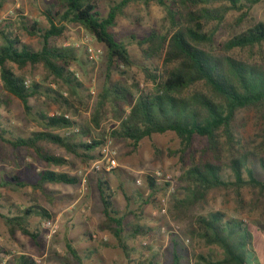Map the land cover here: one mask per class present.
<instances>
[{
	"label": "trees",
	"instance_id": "obj_1",
	"mask_svg": "<svg viewBox=\"0 0 264 264\" xmlns=\"http://www.w3.org/2000/svg\"><path fill=\"white\" fill-rule=\"evenodd\" d=\"M262 1L121 0L104 17L99 10L98 0H56L44 11L48 28H41L37 21L20 20V30L40 38L42 46L39 50L24 43L20 33L13 31L10 25L3 26L0 29L2 88L21 101L26 115L43 130L34 131L28 137L14 136L0 112V140L15 148L34 150L50 166L64 167L70 161L51 154L41 146L44 142L64 148L81 161L98 160L100 154L97 152L104 144V138H93L90 123H81L68 115H79L76 103L82 102L79 92L85 88L71 69L78 60L77 49L59 46L53 39L62 36L67 25H79L105 47L109 67L115 65L122 76H128L127 70L134 62L126 45L115 38L111 29L116 25L117 17L130 4L149 5L155 2L166 11L168 29L153 30L138 41L142 57L152 62L151 66L141 67L146 86L142 87L133 78L111 81L108 73L106 86L98 97L92 125L99 128L108 110L117 121L110 132L111 138L131 141L134 146L154 134L175 133L180 140V148L170 150L168 155L181 161L191 151L197 137L206 139V149L199 157L193 154L191 163L181 176V190L186 199H176L177 207L197 205L209 192L220 188L233 190L239 202L244 200V191L247 190L252 194V203L262 204L264 177L256 172L255 165L258 162L264 172V154L247 145L236 129L235 121L240 110L253 107L264 112V54L259 59L234 54L264 44V21L256 22L250 16L251 9ZM237 13L240 15L234 22L240 28L239 32L227 41L218 43L215 37L219 28ZM40 65L46 71L43 82L50 83V86L37 82L28 85L25 76L14 69L16 67L18 71H23L27 67L35 69ZM64 89L68 92L66 96ZM36 96L47 97L66 113L50 116L40 108L35 111L30 100ZM9 103L8 96L0 93V109ZM76 127H79L78 133L59 132ZM7 134L12 137L7 139ZM107 174L104 170L98 177L105 216L100 228L110 229L129 260L131 254L127 240L147 235L153 227L139 223L125 224L127 214L120 215L115 208ZM18 179V176H14L12 181L24 186ZM46 183L77 186L81 179L77 175L48 169L39 174L38 186ZM5 184L8 183L3 181L0 187ZM147 184L151 196L158 192L154 178L148 177ZM121 190L124 191L122 186ZM136 193L142 196L139 191ZM124 195L129 205L132 198ZM149 198L151 200L152 197ZM142 202L147 204L150 201ZM128 213L134 214L130 210ZM31 216L53 219L52 213L40 205L24 209L16 216L0 214L11 235L20 231L36 241L39 234L27 227V219ZM135 217L140 215L135 214ZM152 221L157 222L158 219L154 217ZM196 225L195 237L207 247L221 248L223 258L213 260L199 255L195 264H264V228L257 230L253 225L229 217L222 211L199 216ZM260 238L261 249L257 248ZM175 244L178 245L176 241ZM67 248L79 260L70 242ZM16 261L17 264H36L26 255H20ZM181 261V256L176 253L174 264H181Z\"/></svg>",
	"mask_w": 264,
	"mask_h": 264
},
{
	"label": "rangeland",
	"instance_id": "obj_2",
	"mask_svg": "<svg viewBox=\"0 0 264 264\" xmlns=\"http://www.w3.org/2000/svg\"><path fill=\"white\" fill-rule=\"evenodd\" d=\"M55 2L56 0H0L2 4L0 29L10 25L13 31L20 33L24 43L39 50L42 46L40 38L20 30L18 28L20 20L25 18L31 23L37 21L41 28H48L49 23L44 11L50 3ZM120 2L121 0H98L101 15L106 17L110 9ZM239 15L237 13L233 15L234 17L231 16L219 28L215 37L218 43L227 41L239 32L240 28L234 22ZM250 16L256 22L264 21V1L251 9ZM165 18L166 11L155 2L149 5L132 3L117 17L116 25L111 32L119 42L126 45L134 62V65L127 70L128 76H122L115 65L112 66L113 68L109 67L105 47L79 25H67L64 34L53 39V42L59 46H73L77 49L78 60L72 64L71 69L85 85V88L79 92L82 102L76 103L79 115L73 116L70 113L68 115L81 123H90L93 129L92 137L100 140L104 138V144L98 149L97 153L100 154L98 160L84 162L55 144L41 143V146L51 154L70 161L67 166L55 167L40 159L32 149L15 148L5 140H0V183L3 181L8 183L0 187V214L16 216L24 209L40 205L52 213L58 227L57 233L49 239L48 230L45 228L47 220L37 216L29 217L27 227L30 231L39 234L38 240L35 241L20 231L11 235L5 220L0 217V264H17L16 258L20 255L31 257L36 264H174L176 253L181 256V264L188 262L195 264L199 255L213 260L223 258L221 248L207 247L195 237L196 219L199 216L222 211L229 217L253 225L257 230L264 228V202L252 203V194L247 190L244 191L242 202H239L233 190L220 188L209 192L197 205L188 208L177 207L176 199H186L181 190L183 186L181 176L185 167L191 163L193 154L199 157L206 149L208 145L206 139L197 137L191 151H188L184 161H181L178 157L172 158L168 155L170 150L180 148V140L175 133L154 134L134 146L131 141L111 138L110 132L117 125V121L108 110L102 117L99 128L92 125L98 97L106 86L108 73L111 81L133 78L140 82L142 87L146 86L141 67L151 66L152 62L142 57L138 41L147 37L153 30H167L168 23ZM90 49L93 52H90ZM234 54L259 59L261 54H264V44ZM14 69L18 74L25 76L28 85L37 82L50 86V83L43 82L46 71L41 65L35 69L27 67L23 71H18L16 67ZM0 93L6 94L10 100L9 105H2L0 112L14 136L28 137L34 131L43 130L26 115L21 101L3 90L1 80ZM67 93V89H64L65 96ZM30 103L35 111L40 108L50 116L66 113L45 96H36L30 100ZM235 126L251 149L264 154L263 111L253 107L240 110ZM76 129L80 131L79 127H76L73 130L59 132L66 134L76 132ZM6 137L9 139L12 136L7 134ZM108 141L111 142L112 150L116 152L117 160L115 168L109 171L105 169L108 172L107 179L112 189L115 208L120 211V215L127 214L125 224L139 223L153 227L147 235L127 240L131 254L129 260L118 246L117 239L110 229L100 228L105 216L103 210L99 208L100 205L96 204L99 196L96 198L95 192H99L98 177L104 169L98 171L94 166L103 158V148ZM103 164L106 168L109 166L106 161H103ZM48 169L77 175L81 183L77 186L46 183L39 187V174ZM255 170L264 177L258 162ZM155 175L157 179H154L159 189L151 196L147 178H153ZM14 176H18V182L23 183L24 186L16 185L17 182L12 181ZM121 186L124 191L121 190ZM136 191L142 196L139 197ZM124 194L132 198L129 205ZM91 195L94 199L93 204L91 199L89 205L82 204L83 200L87 197L89 199ZM149 197H152L151 200ZM141 199L150 202L146 204ZM129 210L134 214H129ZM77 213L80 216L76 218L73 214ZM135 214L140 217H135ZM154 217L158 219L157 222L152 221ZM69 234L71 238L67 237ZM69 242L74 248H78L79 260L68 251ZM81 244L84 245L80 247ZM261 246L260 238L257 240V248Z\"/></svg>",
	"mask_w": 264,
	"mask_h": 264
},
{
	"label": "built area",
	"instance_id": "obj_3",
	"mask_svg": "<svg viewBox=\"0 0 264 264\" xmlns=\"http://www.w3.org/2000/svg\"><path fill=\"white\" fill-rule=\"evenodd\" d=\"M90 52H93V50L90 49ZM26 84H29L28 81H26ZM76 132H78V129H76ZM102 154L103 158L100 161H97L94 166L95 170L101 171L106 169L109 171L117 166L116 152L112 150L110 141L106 143ZM103 161H106L109 164L107 168L104 166ZM153 178L157 179V175H155ZM45 228L48 230L49 239L52 238L58 230L56 222L53 219L46 221Z\"/></svg>",
	"mask_w": 264,
	"mask_h": 264
},
{
	"label": "crops",
	"instance_id": "obj_4",
	"mask_svg": "<svg viewBox=\"0 0 264 264\" xmlns=\"http://www.w3.org/2000/svg\"><path fill=\"white\" fill-rule=\"evenodd\" d=\"M97 186H98V184H97ZM93 193H94V191H93ZM95 194H96V195H95L96 198L99 196V200H98V202H96V204H98V206L100 205L99 208L103 210L104 207H102V206H103V203H102V200H101V196H100L99 192H97V193L95 192ZM90 199H91V202H92V204H93V201H92V200H94V199H93L92 195L89 197V199H88V197H87L86 199H84L83 202H82V204H84V205H89V200H90ZM73 216H76V218H77V217H79L80 215H79V213H77V214H73ZM85 223H88V222H85ZM67 237H68V238H71L70 234H69ZM70 243H71V242H70ZM83 245H84V244H81L80 247H82ZM72 246H73V245H72ZM73 248H74V247H73ZM75 248H76V251H77L78 248H77V247H75ZM75 248H74V249H75Z\"/></svg>",
	"mask_w": 264,
	"mask_h": 264
}]
</instances>
